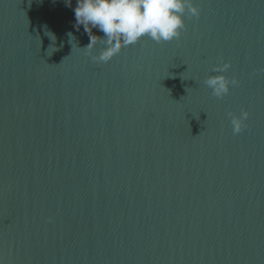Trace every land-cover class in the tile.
Returning <instances> with one entry per match:
<instances>
[{"label":"water","instance_id":"water-1","mask_svg":"<svg viewBox=\"0 0 264 264\" xmlns=\"http://www.w3.org/2000/svg\"><path fill=\"white\" fill-rule=\"evenodd\" d=\"M194 3L98 62L76 0H0V264H264V0Z\"/></svg>","mask_w":264,"mask_h":264},{"label":"clouds","instance_id":"clouds-1","mask_svg":"<svg viewBox=\"0 0 264 264\" xmlns=\"http://www.w3.org/2000/svg\"><path fill=\"white\" fill-rule=\"evenodd\" d=\"M67 2L71 4V0ZM200 13L201 8L194 0H76L74 9L76 24L83 25L90 35V43L82 49L91 50L97 40L104 41L103 49L93 56L98 62L109 61L122 46L132 45L145 36L157 43L178 39L185 29V15L198 18ZM93 28L103 32L104 37L92 34ZM47 35L55 42L54 34L49 32ZM68 36L73 45L75 37L72 33ZM51 48L52 52L56 50ZM221 60L213 68L219 74L207 76L203 81L217 99L224 98L240 84L236 77L226 75L231 61ZM229 115L234 135L247 127L246 120L250 115L247 110Z\"/></svg>","mask_w":264,"mask_h":264},{"label":"snow or ice","instance_id":"snow-or-ice-1","mask_svg":"<svg viewBox=\"0 0 264 264\" xmlns=\"http://www.w3.org/2000/svg\"><path fill=\"white\" fill-rule=\"evenodd\" d=\"M203 5L201 4V7H202ZM185 30H187V29H185ZM170 42V41H169Z\"/></svg>","mask_w":264,"mask_h":264}]
</instances>
